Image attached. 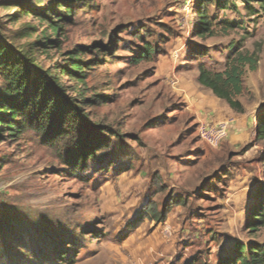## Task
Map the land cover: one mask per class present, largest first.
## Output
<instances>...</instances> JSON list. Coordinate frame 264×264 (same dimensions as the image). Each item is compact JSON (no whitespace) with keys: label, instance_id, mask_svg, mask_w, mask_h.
Returning <instances> with one entry per match:
<instances>
[{"label":"rangeland","instance_id":"1","mask_svg":"<svg viewBox=\"0 0 264 264\" xmlns=\"http://www.w3.org/2000/svg\"><path fill=\"white\" fill-rule=\"evenodd\" d=\"M196 4L212 33L195 32ZM20 5L70 8L59 48L47 57L41 45L35 56L74 86L60 71L69 68L63 52L83 46L79 92L90 102H81L79 126L92 132L1 131L0 264H217L238 244L264 243V226H247L264 198V8L256 0L255 12L244 0H0V40L28 49L43 41L45 23L15 16ZM147 45L154 51L139 57ZM238 46L260 50L237 96L245 124L212 147L197 135L188 86L198 85V63L221 70ZM76 139L94 155L74 169Z\"/></svg>","mask_w":264,"mask_h":264},{"label":"trees","instance_id":"2","mask_svg":"<svg viewBox=\"0 0 264 264\" xmlns=\"http://www.w3.org/2000/svg\"><path fill=\"white\" fill-rule=\"evenodd\" d=\"M250 1L244 0V4L255 12L256 10L250 6ZM256 1L260 8H264V0ZM63 5V2H59L57 7ZM19 7L20 10L15 16L20 17L21 13L36 16L41 21L39 23H45L44 29H49L54 37L52 38L50 33L43 29L40 32L43 41L31 44L28 49L0 40V134L1 131H7L10 137L17 136L23 127H31L58 137L71 136L77 131L87 130L85 124L79 126L87 121V113L82 109L81 102H90L82 98L83 94L79 92L82 90L79 87L85 80L86 64L79 59L80 54L85 53L79 51L83 46L79 45L63 52L69 68L62 66L60 71L75 81L74 86L60 84L57 80L56 65L39 64L35 56L37 48L41 45L47 57L51 56L48 54V49L59 48L60 21L68 19L70 8L55 11L51 8L45 10L42 7L36 9L26 8L23 5ZM195 11L199 17L195 32L198 35L212 33V23L207 18L203 4H196ZM227 23L229 26L236 24L234 21ZM153 51L147 45L139 57L143 58ZM259 57L260 50L249 51L238 46L227 56L224 68L221 70H212L198 63L196 80L201 86L210 89L213 95L223 100L233 111L242 113L244 107L237 96L244 90L243 76L247 68L251 71L257 68ZM86 132L92 130L88 128ZM258 136L264 138V120H261L258 126ZM75 141L77 154L74 162L71 163L74 169L94 155L91 144L81 139ZM247 226L251 231L264 226V198L249 208ZM188 264L203 263L195 258ZM217 264H264V243L238 244L234 256L224 257Z\"/></svg>","mask_w":264,"mask_h":264},{"label":"crops","instance_id":"3","mask_svg":"<svg viewBox=\"0 0 264 264\" xmlns=\"http://www.w3.org/2000/svg\"><path fill=\"white\" fill-rule=\"evenodd\" d=\"M192 87L193 106L191 111L193 113V120L198 122H216L221 120H229L230 125L228 129L227 140L232 141L234 137L241 133L245 121L243 118L237 116L223 100L217 98L210 89L201 86L200 84ZM239 115V114H238Z\"/></svg>","mask_w":264,"mask_h":264},{"label":"built area","instance_id":"4","mask_svg":"<svg viewBox=\"0 0 264 264\" xmlns=\"http://www.w3.org/2000/svg\"><path fill=\"white\" fill-rule=\"evenodd\" d=\"M230 121L221 120L216 122H198L197 123V135L200 140L209 146H218L224 140L228 134Z\"/></svg>","mask_w":264,"mask_h":264}]
</instances>
